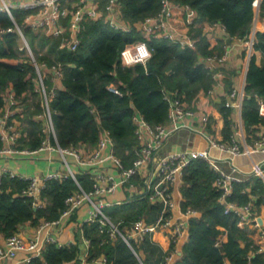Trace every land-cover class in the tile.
Returning a JSON list of instances; mask_svg holds the SVG:
<instances>
[{
    "label": "trees",
    "instance_id": "16d2710c",
    "mask_svg": "<svg viewBox=\"0 0 264 264\" xmlns=\"http://www.w3.org/2000/svg\"><path fill=\"white\" fill-rule=\"evenodd\" d=\"M162 0H118L122 21L128 30H116L104 19L89 20L81 34V44L76 52L60 49L62 39L37 34L23 25L25 11H15L16 23L22 28L36 60L50 67L60 64L63 71L62 88L54 89L52 73L46 74L45 84L54 90L50 108L57 134V142L63 148L94 149L101 130H107L114 143L113 151L126 166L134 159L138 146L135 114H140L153 126L169 122L171 102L166 95L178 98L193 108L200 95H205L214 85L212 74L202 59L222 53L226 40L218 37L209 40L206 29L214 22L226 27L230 38H248L254 23V0H169L175 5H189L197 12L196 21L185 28L189 36L197 40L196 48H182L164 38H146L138 25L155 17ZM182 16V14H181ZM183 17V16H182ZM15 28L6 13H0V31ZM137 41H146L152 57L146 64L125 67L120 54L124 47ZM255 53L252 55L246 78L242 120L246 140L253 144L257 132L264 127L259 115V99H264V31L256 33ZM262 56L257 62V54ZM37 76L30 57L21 44L17 32L0 34V108L3 93L12 86L23 105L20 120L24 137L20 147L36 149L41 145L42 121L35 117L43 112L42 98L34 91ZM114 85L122 93L117 95L108 89ZM223 128L219 141H229L236 125L234 111L224 105L219 108ZM2 143L0 141V148ZM217 173L204 160H194L184 169L181 187V210L189 208L198 215L189 220L188 237L174 264H264V252L255 245L245 226H241L235 214H225L220 202L221 192L214 183ZM84 189L91 188L86 176H79ZM27 182L4 176L0 185V233L11 236L30 223L36 227L41 220L59 218L65 208V199L78 190L69 179L64 182L49 181L42 197L48 202L43 208L33 206V200L22 196ZM231 202L245 205L253 202L254 209L264 205V181L251 175L234 183ZM160 210L151 205L147 195L130 204L115 208L112 218L124 214L121 228ZM84 234L91 239L90 261L105 256L109 264H140L133 249L144 264H164L169 251L164 252L149 237L141 243L131 242L133 249L122 239L111 241L100 234L97 225L83 226ZM227 239L224 240V236ZM81 254L76 246L49 245L44 258L47 264H63L74 261Z\"/></svg>",
    "mask_w": 264,
    "mask_h": 264
},
{
    "label": "built area",
    "instance_id": "2783aa9c",
    "mask_svg": "<svg viewBox=\"0 0 264 264\" xmlns=\"http://www.w3.org/2000/svg\"><path fill=\"white\" fill-rule=\"evenodd\" d=\"M253 9L254 23L248 38L228 37L226 27L217 22L209 24L206 29V36L209 40H216L218 37L225 40L230 38V43L223 46L222 53H214L202 59L203 64L217 84L223 77L222 72L218 70L231 57V47H243L247 49L249 54L255 52L256 33L264 31L262 29L264 27L261 25L264 24V0H254ZM17 10L27 12L24 17V26L37 34L62 39L60 49H68L72 52L79 49L81 34L89 20L104 19L116 30L129 29L122 21L118 0H0V13H6L15 23V28L1 30L0 34L6 32L19 34L23 48H25L36 70L34 91L40 94L43 108V112L35 117L37 121L43 122L41 145L36 149L21 148L20 141L24 137V125L20 120L23 105L18 100L11 85L5 89L3 93L4 104L0 108V141L2 143L0 158L37 156L41 152H47L49 153L48 159L52 161L51 154L53 152H57L61 156L60 168L44 175L25 176L12 170H3L0 174V185L4 176L26 181L27 186L21 195L31 198L33 206L36 208H43L48 204L42 195L49 181L64 182L71 179L78 186V190L65 199V208L59 218L52 221L41 220L31 235H26L22 231L11 236L0 233V264H47L44 254L49 245L76 246L75 242H70L68 245L61 244L58 241V233L85 206L90 208L84 224L97 225L100 234H105L111 241L120 238L132 249L131 242L133 241L141 243L146 237L158 231L166 233L170 240V248L175 247L173 250H168L164 264H174L180 254L181 241L188 235L189 220L198 215L197 211L190 208L177 215L175 188L183 184L184 169L190 162L198 159L208 162L217 173L214 185L221 192L220 202L225 206V214H235L243 227L252 219L257 223L253 202L238 205L231 202L229 198L233 193L234 183L243 180L238 176L240 169L235 163L236 159L247 154L248 150L264 153V127L259 129L257 139L250 148L246 144L242 120H239L240 131L227 142L219 141L213 134L202 130L199 133L206 145L204 148L193 147L182 151L163 152L174 133L181 129H194L190 120L196 117L195 111L185 102L178 98L173 99L171 95H166V99L171 102L169 122L166 125L153 126L142 115L138 113L134 115L133 121L136 126L135 133L138 146L134 150L135 159L130 166H126L115 155L114 143L109 132L104 129L101 130L100 139L94 149L63 148L57 142L53 114L50 108L55 92L54 90L49 91L45 84L47 73H52L55 78L62 80V67L60 64L50 67L46 63L40 64L36 60L22 28L16 23L14 12ZM177 13L182 14L187 26L192 25L198 17L197 12L189 5L178 6L169 0H162L159 13L155 17L147 18L141 22L138 28L146 38H164L179 44L182 48L195 49L197 40L191 38L187 32H181L175 25ZM209 33H212L211 38L208 36ZM141 48L148 53L147 56H141ZM151 57L152 51L146 41H137L124 47L120 54V61L125 67H132L137 64L146 66ZM108 89L114 94L122 95L114 85L109 86ZM212 93L213 90L210 89L206 94L211 95ZM229 96L232 101L226 102L225 107L232 108L234 114L236 112L241 113L244 100L243 93L241 95L237 89H234ZM258 101L259 115L264 118V99ZM200 122L202 126H205L209 123V116H203ZM223 164L229 166L228 171L224 169ZM250 174L260 177V167H255ZM79 176L88 177L91 184L89 190L83 188L78 180ZM138 176L144 180L141 194L147 195L150 203L160 205V210L153 222L141 218L122 229L123 221L115 222L105 212V209L111 206L105 197L115 194L120 187L135 191L137 189L135 180ZM80 243L85 247L80 257L63 264H91L94 262L109 264L105 256L90 261L91 239L84 234L83 229L80 230ZM133 251L140 264H144L140 255L134 249ZM20 254L24 256L19 258Z\"/></svg>",
    "mask_w": 264,
    "mask_h": 264
},
{
    "label": "crops",
    "instance_id": "0c3cea01",
    "mask_svg": "<svg viewBox=\"0 0 264 264\" xmlns=\"http://www.w3.org/2000/svg\"><path fill=\"white\" fill-rule=\"evenodd\" d=\"M69 6V5H68ZM175 25L177 28L186 33V28L184 24L183 17L180 13L176 14L175 17ZM264 27V24H261ZM264 29V28H262ZM208 36L211 38L212 33H209ZM227 43V41H226ZM231 57L229 60L224 63L220 67V72H222L223 77L219 84L214 81V85L211 88L213 93L211 95H200L195 102L194 107L192 108L196 117L191 121V125L194 129H181L178 132L174 133L169 141L167 142L163 152H171V151H182L185 149L198 147L204 148L206 145L203 142L200 131L206 130L207 132L213 134L214 136H218L222 138L221 130L223 128V120L220 113V106L224 105L228 101H232L230 98V93L232 90L237 89L243 97H245V86H246V78L249 70L250 60L253 54H249L247 49L240 46L231 47ZM255 53V52H254ZM257 54V62L260 64L262 60V56L260 53ZM52 85L54 89L62 88V81L53 77ZM244 99V98H243ZM209 116V123L205 126L201 124L200 120L203 116ZM236 125L234 127V134L240 130L239 120H242V111L241 113L236 112L234 114ZM243 125V120H242ZM242 129V128H241ZM197 130V131H196ZM244 130V126H243ZM245 132V130H244ZM245 134V133H244ZM240 141L239 136L237 137ZM246 140V139H245ZM244 147V143H241ZM247 146L250 148L252 144H249L246 140ZM49 153L41 152L37 156H18L16 158H0V174L3 170H12L20 175L32 176V175H44L50 171L57 170L60 168V159L61 156L57 152H53L51 154L52 161L48 159ZM237 167L240 169L238 176L242 179L251 176V171L259 166L261 169L262 180L264 181V153L261 152H253L248 150L247 154L239 157L235 161ZM152 167V166H151ZM225 170H229V166L227 164H223ZM86 169V168H83ZM144 176V174H143ZM137 183V189L135 191H130L127 188L120 187L115 194L109 195L105 197V200L108 201L111 206L109 208H119L124 205L130 204L138 199L144 197L141 194V190L143 188V178L138 176L135 180ZM181 187L182 184L175 188V199L177 201V215L181 213ZM121 203V204H120ZM152 205V203H151ZM154 205V204H153ZM89 206H85L82 208L77 214H75L71 220L60 229L58 236L59 242L61 244H67L70 242H75L81 248V253L85 249L81 247L80 243V230L83 229L85 225L84 222L88 217ZM123 212L118 213L115 218H112L115 222L124 221ZM158 215V212L154 214L151 218L148 215L142 217V219H146L148 222H153ZM254 216L257 220H251L249 223L245 225L246 230L250 238L253 240L255 245H257L262 252H264V205L260 206L258 209H254ZM126 227V226H125ZM36 227L32 226L30 223H26L21 231L26 235H31ZM150 240L164 252H167L170 249V240L166 233L158 231L153 235L148 236ZM188 235L181 241L180 251L182 250L183 245L187 241ZM224 240L227 239L225 235ZM24 255L20 254L19 258H22ZM80 257V254L78 258ZM77 258V259H78ZM76 259V260H77ZM91 264H100L98 262H94Z\"/></svg>",
    "mask_w": 264,
    "mask_h": 264
},
{
    "label": "rangeland",
    "instance_id": "374dc122",
    "mask_svg": "<svg viewBox=\"0 0 264 264\" xmlns=\"http://www.w3.org/2000/svg\"><path fill=\"white\" fill-rule=\"evenodd\" d=\"M21 44L23 45V42H22V40H21ZM115 209L114 208H106L105 209V212L109 215V216H111L112 217V213L111 212H113Z\"/></svg>",
    "mask_w": 264,
    "mask_h": 264
},
{
    "label": "clouds",
    "instance_id": "9594fccd",
    "mask_svg": "<svg viewBox=\"0 0 264 264\" xmlns=\"http://www.w3.org/2000/svg\"><path fill=\"white\" fill-rule=\"evenodd\" d=\"M140 51H141V56H142V57H144V56H147V55H148V53H147L146 51H144V49H143V48H141V49H140ZM125 56H127V53H125Z\"/></svg>",
    "mask_w": 264,
    "mask_h": 264
},
{
    "label": "water",
    "instance_id": "95a60500",
    "mask_svg": "<svg viewBox=\"0 0 264 264\" xmlns=\"http://www.w3.org/2000/svg\"><path fill=\"white\" fill-rule=\"evenodd\" d=\"M226 41H227V43H230V38H228ZM22 227H23V226H22ZM22 227H21V228H22ZM79 237H80V236H79ZM81 247L85 249V247H84L83 244H81Z\"/></svg>",
    "mask_w": 264,
    "mask_h": 264
}]
</instances>
